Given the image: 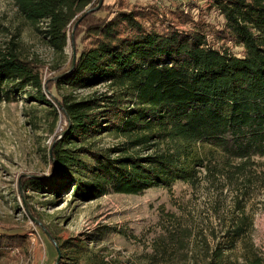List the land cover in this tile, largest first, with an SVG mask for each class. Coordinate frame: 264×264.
I'll return each instance as SVG.
<instances>
[{
    "label": "trees",
    "instance_id": "16d2710c",
    "mask_svg": "<svg viewBox=\"0 0 264 264\" xmlns=\"http://www.w3.org/2000/svg\"><path fill=\"white\" fill-rule=\"evenodd\" d=\"M14 1L27 23L45 24L41 32L57 53L78 24L68 65L53 81L70 91L57 99L68 125L50 145L51 174L28 176L23 190L69 193L85 203L194 184L203 171L246 177L255 158H264V0H210L207 7L178 1L170 8L115 0L81 15L99 0ZM211 10L224 21H210ZM100 86L105 90L73 95ZM24 95L56 114L39 67L14 46L0 47V106ZM104 135L126 141L96 147ZM139 148L146 152H129ZM28 245L25 232L0 229V254ZM61 263L69 264L64 257Z\"/></svg>",
    "mask_w": 264,
    "mask_h": 264
},
{
    "label": "rangeland",
    "instance_id": "374dc122",
    "mask_svg": "<svg viewBox=\"0 0 264 264\" xmlns=\"http://www.w3.org/2000/svg\"><path fill=\"white\" fill-rule=\"evenodd\" d=\"M128 1L130 6L158 1L170 8L178 1L207 7L210 0ZM114 2L103 0L102 5ZM207 17L216 24L224 21L215 10ZM77 25L60 54L41 32L44 23L32 26L14 0H0V47L14 46L39 67L44 92L58 109L55 114L25 95L0 106V229L25 232L29 243L23 250L0 254V264H57L59 251L58 264L63 257L69 264H210L215 259L264 264V158H255L260 165L246 177H207L203 171L194 184L178 181L140 195L109 193L85 203L69 193L55 197L23 190L28 176L51 174L50 145L68 125L57 99L70 91L56 88L53 81L68 65ZM235 52L242 54L238 48ZM104 90L100 86L73 95L82 98ZM125 141L104 135L94 144L107 149Z\"/></svg>",
    "mask_w": 264,
    "mask_h": 264
},
{
    "label": "water",
    "instance_id": "95a60500",
    "mask_svg": "<svg viewBox=\"0 0 264 264\" xmlns=\"http://www.w3.org/2000/svg\"><path fill=\"white\" fill-rule=\"evenodd\" d=\"M102 2H103V0H100L99 1V4L95 8L88 10V12L98 11L100 9L101 5H102ZM74 48H75V45H74ZM75 61H76V53L74 51V55H73V65L72 66H74ZM49 152H50V157H52V154H51L52 153V149H49ZM59 260H60V251H59V258L57 260V264H58Z\"/></svg>",
    "mask_w": 264,
    "mask_h": 264
}]
</instances>
